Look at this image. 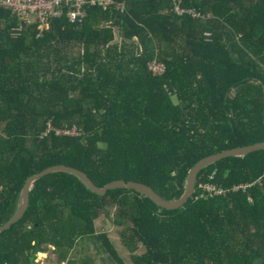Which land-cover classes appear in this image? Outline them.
<instances>
[{
  "label": "trees",
  "instance_id": "obj_1",
  "mask_svg": "<svg viewBox=\"0 0 264 264\" xmlns=\"http://www.w3.org/2000/svg\"><path fill=\"white\" fill-rule=\"evenodd\" d=\"M115 1L124 11L91 7L82 24L63 15L17 35L0 9V224L27 179L53 165L177 200L197 161L264 141V0H182L198 17L177 15L173 0ZM203 182L228 192L195 199ZM29 197L0 231V264H40L48 251L54 264H97L89 243L100 264H124L96 230L103 215L133 264H264V150L202 168L174 210L127 187L96 194L66 172L37 180Z\"/></svg>",
  "mask_w": 264,
  "mask_h": 264
},
{
  "label": "built area",
  "instance_id": "obj_2",
  "mask_svg": "<svg viewBox=\"0 0 264 264\" xmlns=\"http://www.w3.org/2000/svg\"><path fill=\"white\" fill-rule=\"evenodd\" d=\"M91 7H100L104 11L116 7L120 11H124L123 3L115 0H0V9L10 12L16 18L17 25L12 29L13 34L17 35L25 25H38L39 31L42 33L46 30L52 19L66 16L72 24H82L88 15V9ZM173 10L177 15L189 14L198 17V14L189 8L182 6V0H173ZM149 68L155 73H163L165 66L155 61L149 63ZM61 132V131H57ZM65 134H74L75 131ZM245 184L235 185L233 190L245 189ZM200 192L194 197L206 198L212 196L224 195L228 190L216 185L212 182H203L199 184Z\"/></svg>",
  "mask_w": 264,
  "mask_h": 264
},
{
  "label": "water",
  "instance_id": "obj_3",
  "mask_svg": "<svg viewBox=\"0 0 264 264\" xmlns=\"http://www.w3.org/2000/svg\"><path fill=\"white\" fill-rule=\"evenodd\" d=\"M257 150H264V141L255 143L252 145H248L245 147H238L234 149L225 150L220 153L209 155V156H206L200 159L189 170L187 180H186L185 190L183 194L181 195V197L177 200H166L163 197H161L155 190H153V187H151L150 185L146 183H140V182H134V181L126 182L124 180H116V181H112L108 183L104 187H98L93 183V181L88 177V175L85 172L79 169L66 166V165H53V166L47 167L45 170L37 174L30 176L27 179L25 184H23L22 190L20 192L18 205H17L15 213L6 223L0 224V231L9 228L11 224H14L19 219H21L23 214H25V212L27 211L29 203H30L29 193H30L31 187L37 180L43 178L44 176L52 172H66V173L73 174L79 179H81L88 186V189L90 191L96 194H99V195H106V193L109 190L117 189V187H119V189H124V187H127V189H133L137 191L138 193L149 197L152 201H154L158 206L162 208H165L168 210H174V209H178L182 207L188 201V199L192 197L194 189H195L197 174L202 168L210 164H213L215 162H218L227 157L244 156V155H247L248 153H251Z\"/></svg>",
  "mask_w": 264,
  "mask_h": 264
},
{
  "label": "rangeland",
  "instance_id": "obj_4",
  "mask_svg": "<svg viewBox=\"0 0 264 264\" xmlns=\"http://www.w3.org/2000/svg\"><path fill=\"white\" fill-rule=\"evenodd\" d=\"M112 214V213H111ZM110 214V215H111ZM111 217H107L105 215L101 216V218H99L98 220H96L95 224H97V227L96 229L98 230V232H106L110 235V238L120 256V258H123L124 260V264H133L132 262V259H131V255L129 253V251L122 245V243H120V239H119V231H120V228L114 226L112 223H111ZM90 246V247H89ZM89 247V251L90 252H95L97 251V248L96 246L93 244V243H89L88 245ZM52 248V246L50 247ZM143 249L141 248L139 250V252H141ZM48 255V257L46 258L47 259V262L48 260L50 259L51 256H53L52 254H50V252H46V254H41L40 252L37 254L38 256V260H42L43 257H46ZM53 261L51 262H48V264H52ZM113 264H117V263H113Z\"/></svg>",
  "mask_w": 264,
  "mask_h": 264
},
{
  "label": "crops",
  "instance_id": "obj_5",
  "mask_svg": "<svg viewBox=\"0 0 264 264\" xmlns=\"http://www.w3.org/2000/svg\"><path fill=\"white\" fill-rule=\"evenodd\" d=\"M95 227H97V224H95ZM97 230V229H96ZM98 231V230H97ZM110 236V235H109ZM42 253H44V254H46V252H42ZM85 254H89L95 261H96V263L97 264H100V263H102V255H100L99 253H97V251H96V253L95 252H90V251H86L85 252ZM74 255H75V253H72L71 254V257H74ZM48 257V255L46 256V257H43V259L41 260H39L40 261V264H48V262H51V261H53V263L52 264H54L55 263V259H54V257L53 256H51L50 257V259L48 260V262H47V258ZM65 262H63V264H64ZM114 262L113 261H107L106 262V264H113Z\"/></svg>",
  "mask_w": 264,
  "mask_h": 264
},
{
  "label": "bare ground",
  "instance_id": "obj_6",
  "mask_svg": "<svg viewBox=\"0 0 264 264\" xmlns=\"http://www.w3.org/2000/svg\"><path fill=\"white\" fill-rule=\"evenodd\" d=\"M41 254H43L42 252H40Z\"/></svg>",
  "mask_w": 264,
  "mask_h": 264
}]
</instances>
